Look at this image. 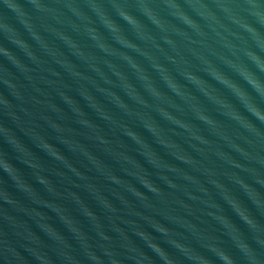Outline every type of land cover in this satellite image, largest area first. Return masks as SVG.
Segmentation results:
<instances>
[{
  "label": "water",
  "instance_id": "water-1",
  "mask_svg": "<svg viewBox=\"0 0 264 264\" xmlns=\"http://www.w3.org/2000/svg\"><path fill=\"white\" fill-rule=\"evenodd\" d=\"M0 264H264V0H0Z\"/></svg>",
  "mask_w": 264,
  "mask_h": 264
}]
</instances>
